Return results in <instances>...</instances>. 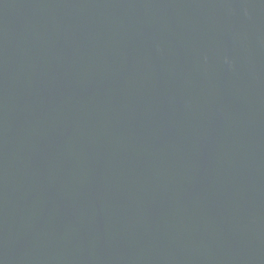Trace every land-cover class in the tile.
<instances>
[{"label": "water", "instance_id": "water-1", "mask_svg": "<svg viewBox=\"0 0 264 264\" xmlns=\"http://www.w3.org/2000/svg\"><path fill=\"white\" fill-rule=\"evenodd\" d=\"M0 203L70 264H264V0H0Z\"/></svg>", "mask_w": 264, "mask_h": 264}]
</instances>
